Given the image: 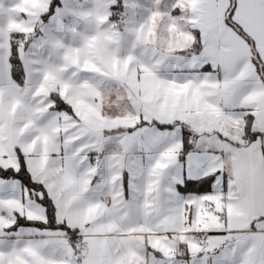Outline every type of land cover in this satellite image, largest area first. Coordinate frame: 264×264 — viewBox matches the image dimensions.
Segmentation results:
<instances>
[{
	"label": "snow or ice",
	"instance_id": "snow-or-ice-1",
	"mask_svg": "<svg viewBox=\"0 0 264 264\" xmlns=\"http://www.w3.org/2000/svg\"><path fill=\"white\" fill-rule=\"evenodd\" d=\"M0 264H264V0H0Z\"/></svg>",
	"mask_w": 264,
	"mask_h": 264
}]
</instances>
